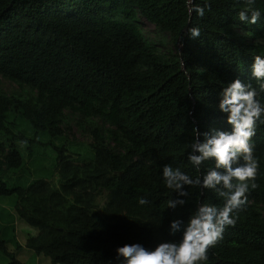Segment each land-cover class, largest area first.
<instances>
[{"label": "trees", "instance_id": "1", "mask_svg": "<svg viewBox=\"0 0 264 264\" xmlns=\"http://www.w3.org/2000/svg\"><path fill=\"white\" fill-rule=\"evenodd\" d=\"M205 3L201 18L189 0H0V78L25 91L0 90V196H14V218L37 230L25 249L50 264H126L117 248L178 241L181 233L169 235L172 220L186 223L200 203L223 206L214 190L186 186V204L167 208L175 193L162 171L179 167L195 179L214 167L208 160L197 171L189 146L194 128L231 130L218 103L234 79L264 104L261 82L251 77L253 58H264V0L253 5L256 24L238 19L245 0H192ZM136 14L166 32L178 54L157 53L117 19ZM193 27L200 37L190 38ZM71 119L90 140L85 154L68 155L60 144ZM253 145L258 187L205 264H264V124ZM36 146L54 154L52 168L27 184ZM142 197L149 203L139 205ZM0 253L22 264L1 239Z\"/></svg>", "mask_w": 264, "mask_h": 264}, {"label": "clouds", "instance_id": "2", "mask_svg": "<svg viewBox=\"0 0 264 264\" xmlns=\"http://www.w3.org/2000/svg\"><path fill=\"white\" fill-rule=\"evenodd\" d=\"M247 8L238 13L239 21L256 24L261 12L253 7L255 0H245ZM189 12L194 11L204 17V7L193 6L189 0ZM190 38H198L201 31L198 27L188 30ZM251 66V77L260 81L264 90V58L257 55ZM258 93L250 84L234 79L223 87L218 109L226 113V122L231 130L209 128L200 132L193 129L194 139L190 144L187 159L200 170L205 161H214L201 177L192 178L179 167L170 165L163 167L162 176L165 186L175 193V197L167 201V208L176 209L186 204L189 192L186 186L214 190L217 197L224 201L222 207L213 203H200L188 221L174 219L169 225V235L181 233L178 241L168 240L158 243L149 250L138 243L125 244L116 249L118 256L123 257L126 264H205L208 253L224 236L227 227L235 226L240 211L247 204L250 189L258 187L259 161L254 156L253 137L259 124H264V104L256 97ZM202 137V139H201ZM139 205L149 203L140 198Z\"/></svg>", "mask_w": 264, "mask_h": 264}, {"label": "rangeland", "instance_id": "3", "mask_svg": "<svg viewBox=\"0 0 264 264\" xmlns=\"http://www.w3.org/2000/svg\"><path fill=\"white\" fill-rule=\"evenodd\" d=\"M117 19L121 22L132 24L140 33L141 37L153 47L157 53L161 55H175L178 54L180 46L173 45L170 41L169 35L145 21L139 14H136L134 21H127L122 16ZM0 90L5 94H24V90H20L12 83L0 78ZM74 120L67 121L62 125V140L61 145L66 150L68 155H82L88 152L89 138L81 133L74 125ZM23 121L21 118L16 119L18 129H23ZM59 142H55L58 144ZM54 154L46 149H34L32 160H27V172L24 175L25 183L30 184L37 179H47L52 168ZM22 173L20 174V176ZM52 184H56L57 178L54 174L50 176ZM2 182L7 185H23L14 183L10 180L4 179ZM103 198L100 197L98 204L101 205ZM16 203L14 196L3 197L0 196V239L6 243L9 252L15 253L16 259L22 264H50L49 260L43 256H35L31 251L23 247L27 237H34L37 230L26 226L22 221H19L13 216V206ZM19 247V249H18ZM0 264H8L7 258L0 253Z\"/></svg>", "mask_w": 264, "mask_h": 264}]
</instances>
